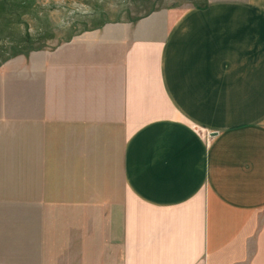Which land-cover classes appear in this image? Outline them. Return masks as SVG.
Wrapping results in <instances>:
<instances>
[{"label":"crops","instance_id":"crops-1","mask_svg":"<svg viewBox=\"0 0 264 264\" xmlns=\"http://www.w3.org/2000/svg\"><path fill=\"white\" fill-rule=\"evenodd\" d=\"M31 61L32 146L49 131L80 154L17 179L81 215L2 235L7 264H264V0L108 23Z\"/></svg>","mask_w":264,"mask_h":264},{"label":"rangeland","instance_id":"rangeland-1","mask_svg":"<svg viewBox=\"0 0 264 264\" xmlns=\"http://www.w3.org/2000/svg\"><path fill=\"white\" fill-rule=\"evenodd\" d=\"M225 1L244 0H0V237L18 229L44 235L49 225L64 233L80 221V211H71L75 197L50 195L43 185L34 190L22 185L32 180L17 179L76 170L80 154V149L59 146L63 142L51 147L49 131L35 134L32 146L34 104L47 95L32 84V56L108 23L137 22L155 12ZM40 103L42 107V99ZM42 117L35 120L43 123ZM6 262L0 252V264Z\"/></svg>","mask_w":264,"mask_h":264}]
</instances>
